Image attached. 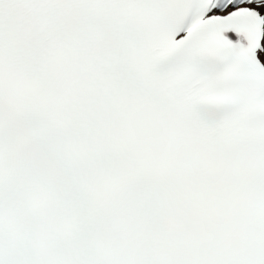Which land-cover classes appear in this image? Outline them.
<instances>
[{
    "label": "snow or ice",
    "instance_id": "obj_1",
    "mask_svg": "<svg viewBox=\"0 0 264 264\" xmlns=\"http://www.w3.org/2000/svg\"><path fill=\"white\" fill-rule=\"evenodd\" d=\"M0 264H264V0H0Z\"/></svg>",
    "mask_w": 264,
    "mask_h": 264
}]
</instances>
